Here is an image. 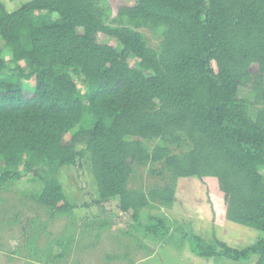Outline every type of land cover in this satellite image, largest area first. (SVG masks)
Listing matches in <instances>:
<instances>
[{
    "label": "trees",
    "instance_id": "obj_1",
    "mask_svg": "<svg viewBox=\"0 0 264 264\" xmlns=\"http://www.w3.org/2000/svg\"><path fill=\"white\" fill-rule=\"evenodd\" d=\"M145 29L158 33L157 46ZM98 33L120 49L99 43ZM0 39V192L38 178L37 189L20 194L49 214L23 233L27 264H57L76 242L69 224L38 246L50 218L76 209L58 177L64 167L81 178L89 168L95 189H86L85 205L117 198L131 226L158 241L172 225L141 211L171 208L178 179L197 177L215 225L232 221L263 235L235 248L186 232L190 250L234 262L256 255L264 264V0H136L112 19L102 0H29L14 11L0 0ZM147 165L160 181L132 187ZM106 227L97 223V238Z\"/></svg>",
    "mask_w": 264,
    "mask_h": 264
},
{
    "label": "rangeland",
    "instance_id": "obj_2",
    "mask_svg": "<svg viewBox=\"0 0 264 264\" xmlns=\"http://www.w3.org/2000/svg\"><path fill=\"white\" fill-rule=\"evenodd\" d=\"M8 11L18 9L29 0H2ZM110 9V18H114L121 7H132L136 0H102ZM150 45L157 46L160 38L158 33L149 29L144 30ZM99 43L108 44L120 49L116 38L104 33L97 34ZM0 48H4V41L0 39ZM3 56L9 59V53L3 49ZM130 64H136L135 59H129ZM23 64V63H22ZM257 65L252 66L256 72ZM25 94L32 95L35 89L34 79L25 82ZM246 89L242 92L245 94ZM253 112V111H252ZM72 133L65 135V141H70ZM157 141L147 142L150 149ZM160 166V165H159ZM43 168V167H42ZM139 176L130 184L132 187L147 189L160 178L150 174V167L138 168ZM68 198L76 209L73 215H56L49 219L47 225L48 235H43L38 243L39 247L51 239L67 231L70 224L75 228L76 242L73 246L66 247V255L58 260L57 264H130L128 258H122V254L129 255L134 264H255L256 255L246 261L234 262L220 257L203 258L190 250L189 242L184 237L186 232L200 235L213 240L218 238L235 248H244L256 242L263 235L255 230L232 221H226L223 225L213 223L214 213L208 197V187L197 177L179 178L177 181L175 203L171 208L143 209L141 215L146 218L148 214L162 217L172 225V232L160 241L146 235L144 231L131 226L132 213L120 211L117 198H110L101 204L85 205L88 200L86 189L94 191L93 176L89 168H84V176L81 178L78 171L72 167H64L58 175ZM38 178L27 181L25 177L17 180L10 189L0 192V264H27L30 261L29 249L24 246L26 236L33 218L46 221L49 214L43 206L32 199L20 194V191L39 187ZM105 221L108 227L100 231L97 223ZM174 228H176L174 230ZM139 239L145 243L150 252L137 246ZM62 247H54L53 253L63 252ZM111 258L108 259V257Z\"/></svg>",
    "mask_w": 264,
    "mask_h": 264
}]
</instances>
